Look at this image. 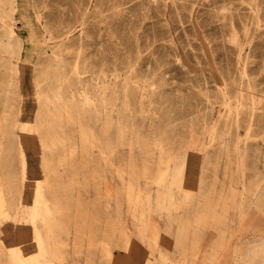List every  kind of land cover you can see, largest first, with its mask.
Instances as JSON below:
<instances>
[{
    "label": "rangeland",
    "instance_id": "374dc122",
    "mask_svg": "<svg viewBox=\"0 0 264 264\" xmlns=\"http://www.w3.org/2000/svg\"><path fill=\"white\" fill-rule=\"evenodd\" d=\"M15 6L22 53L11 60L0 48V64L19 68L0 65V79L16 84L0 91L12 97L6 109L0 102V187L7 197L0 200V264L15 263L13 250L31 264H147L155 251L149 242L147 252V208L154 199L162 211L159 195L174 193L187 205L197 194L225 202L211 206L212 217L196 218L198 225L214 221L204 229L217 240L176 251L212 250L209 264H241L233 241L242 237L241 224L231 215H239L241 199L264 200V0H17ZM54 58L65 62L64 96L73 101L64 105L57 95L45 113L46 96L57 91ZM58 104L76 122L72 157L67 141L44 149L46 119L56 122L57 137L66 127L65 118L53 119ZM36 117L39 128L25 130L35 129ZM20 151L28 159L25 173ZM38 183L51 209L40 207L37 215ZM263 212L250 229L242 225L246 248L264 236ZM172 259L199 264L178 252Z\"/></svg>",
    "mask_w": 264,
    "mask_h": 264
},
{
    "label": "bare ground",
    "instance_id": "6f19581e",
    "mask_svg": "<svg viewBox=\"0 0 264 264\" xmlns=\"http://www.w3.org/2000/svg\"><path fill=\"white\" fill-rule=\"evenodd\" d=\"M16 2L17 0H6V1H3V0H0V18L3 20V22L0 24V26H2V33L0 34V48L3 49L4 51H6L8 53V55L10 56V59L12 56H19L21 53H22V42L24 40L22 34H20L17 29L14 27L15 25V20H16V17H15V14H16ZM9 6H8V5ZM24 48V47H23ZM6 55V54H5ZM12 60V59H11ZM16 61V60H15ZM54 61H55V65H57L58 67V74L55 75V80L53 81V87L55 89H57V91L54 93L55 97L54 98H51V97H47L46 96V104H45V108H43V111L45 113H50L52 112V107L50 105V100H53L52 102L56 101L57 102L59 101V98L57 97V95H61L62 96V103L64 105L68 104V101L69 100H72L70 97L69 98H65L64 95L67 94V91L65 90V88H69L70 89V84H68L67 80L70 79V76L68 73H65L63 71V67L65 66V62L63 59H55L54 58ZM10 62V61H9ZM17 62V61H16ZM20 62V61H19ZM0 65H4L5 66V69H9L10 71H14V72H17L19 68H17L16 66H13L11 64V62L9 64H4V63H1ZM28 65V64H27ZM51 65V64H49ZM47 68V67H46ZM76 68V67H75ZM24 69V68H23ZM56 69V68H55ZM52 70V69H51ZM78 70V69H76ZM49 73V72H48ZM7 76H5L6 78ZM23 77V76H22ZM19 78V77H17ZM16 78V80H17ZM8 81V79H7ZM15 81V80H14ZM19 79H18V83H19ZM15 83H13L12 81H9L8 83H6V81L4 79H0V91L3 89V86H7V87H12ZM16 85V84H15ZM18 85V84H17ZM45 87V86H44ZM53 88V89H54ZM6 89V88H4ZM42 87H40L38 85V91L40 93L39 97L42 96V91H41ZM50 90V89H49ZM9 91H12L10 88H9ZM15 91V90H14ZM45 91V90H44ZM47 91V90H46ZM11 93V92H10ZM51 93V92H50ZM28 96V95H27ZM72 96V95H71ZM85 97V96H84ZM12 97L10 96H6V97H2L1 96V93H0V102H1V99H4V107L6 109V107L9 105V101ZM61 98V97H60ZM74 98V97H72ZM82 98V97H81ZM88 98V97H86ZM90 99V98H89ZM13 100V99H12ZM86 100V99H85ZM73 101V100H72ZM92 101V99H91ZM86 102V101H84ZM45 103V102H44ZM89 103V102H88ZM63 104H58V105H55V108L59 111H55L53 112V119H60V121L62 119H66V127L65 128H62L61 131H62V137H57L56 136V129H55V123H49L48 121H50V118L48 117L45 121L46 125L47 126V134H45L44 136V139H43V143H44V149L48 152V151H51V149L54 150L55 148V145L57 143V141H61L63 143V146L65 144V142L67 141V149L71 151V154L70 156L72 157L73 156V152L71 150L73 146V142H72V139L74 138L71 133H72V129H75L76 126L74 124H76V122L72 121V118L74 117L73 114H69L67 116H65L64 112L66 110H62V108L64 109V105ZM85 104V103H84ZM12 107L11 109H13V104H11ZM10 105V106H11ZM24 106V105H23ZM22 106V107H23ZM86 106V105H85ZM42 108V107H41ZM42 112V110L40 111ZM67 112V111H66ZM237 114V113H236ZM52 115V113H51ZM238 115V114H237ZM37 116V115H36ZM40 117V116H39ZM4 119H9V115L8 114H4L3 116ZM237 118V117H236ZM238 119V118H237ZM79 122V121H78ZM73 123V124H72ZM57 125V124H56ZM40 124L37 123V117H36V123H35V129H32L30 127V124L28 125H25L24 126V129L25 130H37L39 128ZM62 126V124H61ZM60 126V127H61ZM0 127H1V123H0ZM78 130H80L82 132V134H85V128H84V125L80 123V125L78 124ZM58 133V132H57ZM58 135V134H57ZM26 137H30L28 136L27 134L25 135ZM88 136V135H87ZM230 137V136H229ZM20 138V137H19ZM228 138V137H227ZM230 139V138H229ZM80 140V139H79ZM81 141V140H80ZM226 141V140H225ZM20 142V141H19ZM228 142V140H227ZM80 143V142H79ZM2 143L0 142V164H4L3 162V159H2ZM227 144V143H225ZM80 145V144H79ZM99 150V149H98ZM81 151V150H80ZM45 153V151H44ZM20 154H21V157H22V167H23V170H24V173L26 172L27 168H28V159H27V155H26V152L25 151H20ZM68 155V154H67ZM106 155V154H105ZM67 161V160H66ZM111 163V161H110ZM51 164V162H50ZM113 164V163H112ZM62 170V169H61ZM66 172V171H65ZM117 172V170H116ZM27 174V173H26ZM75 174V173H74ZM4 176V175H3ZM74 178V177H73ZM1 180V178H0ZM43 183V182H42ZM42 183H38L37 185H35V190H34V203H33V206H32V210L34 212H36L40 207H43L40 208L41 210H46V211H50L51 209V206L49 205L50 202L48 201V198L46 197L45 193L42 191ZM26 184V183H25ZM0 186H1V181H0ZM2 191V192H1ZM54 193V192H53ZM57 193V192H56ZM3 194V188L1 189L0 187V200H3L5 203H6V200H7V197L4 196ZM257 195V194H256ZM21 200V199H20ZM47 201L49 203H47ZM58 201V200H57ZM2 202V201H1ZM59 202V201H58ZM249 203V204H248ZM240 207H239V215H237V221L241 224V227H240V231H241V235L242 234H245V225L242 226L243 224L247 223V229L249 228L250 229V224H253L254 223V220L256 219V217L259 216V213L263 212L264 211V200L262 198L259 197V195H257L256 197H254L252 200L251 199H241L240 200V203H239ZM251 204H253V206L256 207V210L254 212L251 213L250 210H252L253 208H251ZM1 205V204H0ZM7 205V204H6ZM55 205V204H54ZM225 205V202L223 201V199H215V200H212V206H215L216 208L217 207H224ZM226 207V206H225ZM228 207H226V212L229 213L230 210L229 208L227 209ZM2 209V208H0ZM39 209V210H40ZM3 210V209H2ZM1 210V212H2ZM40 210V211H41ZM254 210V209H253ZM252 210V211H253ZM48 213V212H46ZM44 212V211H43ZM43 212H40L39 215ZM53 214V212H50ZM49 213V214H50ZM264 213V212H263ZM48 214V215H49ZM34 215V214H33ZM37 215H38V211H37ZM47 215V216H48ZM43 218L44 216L41 215ZM51 217V216H50ZM54 217V216H53ZM249 217V219H248ZM33 218V217H32ZM48 218V217H46ZM35 219V218H34ZM40 219V218H39ZM248 219V220H247ZM51 220V219H50ZM34 221V220H33ZM46 221V220H45ZM53 221V220H52ZM44 222V220H43ZM47 222V221H46ZM48 223V222H47ZM228 223V222H227ZM34 224V223H32ZM63 224V223H62ZM231 225V223H228V225ZM36 225V224H34ZM50 225V223H49ZM252 226V225H251ZM230 226H228L229 228ZM40 234V233H39ZM38 234V236H39ZM241 237V236H240ZM237 240H239V238ZM42 239V238H41ZM39 240V238H38ZM41 241V240H39ZM44 242V240H43ZM43 242H42V246H43ZM41 244V243H39ZM130 251V250H129ZM128 251V252H129ZM11 253H13V255H16L17 252L19 253L15 260H14V264H31L30 260L26 259L25 257H23V255H20L22 254L19 250H13V251H10ZM160 256L161 257H167L168 256V253L167 252H164L162 249H160ZM41 255V254H40ZM45 255V254H44ZM117 255V254H116ZM115 256V255H114ZM236 261L237 263H241V264H264V236L263 235H260L259 237H257L256 239H254V242L252 245L248 246L247 248L244 247L242 248V246H240V248L236 251ZM42 258V257H41ZM114 259V258H113ZM115 261V260H114Z\"/></svg>",
    "mask_w": 264,
    "mask_h": 264
},
{
    "label": "crops",
    "instance_id": "0c3cea01",
    "mask_svg": "<svg viewBox=\"0 0 264 264\" xmlns=\"http://www.w3.org/2000/svg\"><path fill=\"white\" fill-rule=\"evenodd\" d=\"M85 166V164L79 165V173H83L84 171H86ZM195 196L197 197V199H193L187 205V202L185 200H182L181 197H179L175 193L171 196L159 195L158 200L160 201V205L163 207L162 211L156 210L153 206L157 202L154 199L151 200V207L149 206V208H147V215L144 218V227L145 237L147 241V252L148 248L151 247V245H149V242L154 243L153 245L155 251L152 252L151 255L147 254V264H177V262L172 259L173 252L175 254L178 252V256L180 257L188 258V256H190L195 260L198 259L199 264H209L208 260L214 259L213 256L210 255L212 253V250L207 251L198 249V251H192L187 256L180 255L182 253H180L181 248H184L186 243H195L202 240H217L215 238L214 232L204 229L206 225L213 226L214 221L206 220L203 224L198 225L196 219L199 217L208 218L214 215V209L211 208V206L212 199L215 197L208 194H197ZM169 197H172V201ZM30 212L31 207L27 211V216L29 221L32 222ZM237 215L238 214H235V212L233 211V214L231 216L237 217ZM172 218H177V221L174 222ZM50 226H52V224ZM170 236H172L173 238ZM237 236L240 237V233H238ZM243 238L244 235L242 234L241 240H237L238 238L236 240H233L235 242L234 248L239 249L240 246H242V248L245 247ZM173 246L174 248L173 250H171ZM160 249H162L164 252H167L168 256L161 257L159 255ZM179 249L180 251H176Z\"/></svg>",
    "mask_w": 264,
    "mask_h": 264
}]
</instances>
